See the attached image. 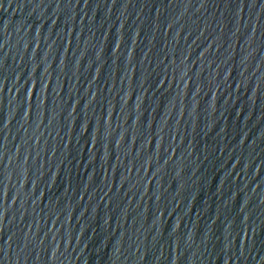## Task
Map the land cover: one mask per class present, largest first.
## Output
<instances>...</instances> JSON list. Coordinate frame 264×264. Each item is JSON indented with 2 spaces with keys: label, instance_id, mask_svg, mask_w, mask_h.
Here are the masks:
<instances>
[{
  "label": "water",
  "instance_id": "95a60500",
  "mask_svg": "<svg viewBox=\"0 0 264 264\" xmlns=\"http://www.w3.org/2000/svg\"><path fill=\"white\" fill-rule=\"evenodd\" d=\"M0 264H264V0H0Z\"/></svg>",
  "mask_w": 264,
  "mask_h": 264
}]
</instances>
